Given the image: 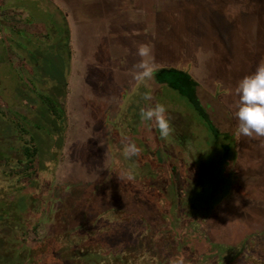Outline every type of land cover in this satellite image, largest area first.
Segmentation results:
<instances>
[{
    "label": "rangeland",
    "instance_id": "obj_1",
    "mask_svg": "<svg viewBox=\"0 0 264 264\" xmlns=\"http://www.w3.org/2000/svg\"><path fill=\"white\" fill-rule=\"evenodd\" d=\"M62 41L69 54L59 50ZM141 47L147 56L138 55ZM140 63L155 69L151 79H136ZM262 65L264 0H0V140L22 144L35 136L45 164L52 148L61 150L46 203L56 214L36 235L47 237L59 225L77 226L120 207L156 229L138 231L132 242L166 257L175 247L167 251L155 233L168 228L161 224L175 220L176 211L187 231L193 219L200 226L196 243L185 240V247L200 253L211 243L239 247L247 240L252 256L230 264H264V137L241 135L237 150L236 116L238 82ZM161 68L199 81L211 124L228 132V158L214 155L221 140L197 123L198 110L186 97L157 78ZM49 96L55 101L48 109L60 105L62 118L44 110ZM157 104L167 110V137L141 118L142 110ZM16 122L30 132L20 127L15 134ZM142 141L149 151L163 144L169 151L164 163L179 167L173 175L165 164L160 187L144 193L134 189L142 184L140 163L124 155L128 145ZM206 157L204 181L206 169L199 166ZM129 230L113 231L110 244L132 237ZM253 234L259 237L252 241Z\"/></svg>",
    "mask_w": 264,
    "mask_h": 264
},
{
    "label": "trees",
    "instance_id": "obj_2",
    "mask_svg": "<svg viewBox=\"0 0 264 264\" xmlns=\"http://www.w3.org/2000/svg\"><path fill=\"white\" fill-rule=\"evenodd\" d=\"M65 32L69 34V29L66 28ZM67 33L64 40H67ZM60 44L63 46L60 47ZM60 44L59 50L62 48L69 54L70 48L67 46V41H62ZM62 63L64 64L63 61ZM156 75L165 85L186 97L192 109L198 110L199 118L195 117L197 123L208 128L218 141L221 140L220 144L218 143V148L212 150L214 155L223 159L228 158L232 150V144L230 145L227 139L228 132L211 124L210 114L198 97L199 81L189 72L177 68H161L156 71ZM50 98L49 96V100L43 99L44 105H47L44 110L50 113L52 111V116L62 118L64 108L59 104L56 109H48V105H52L55 101ZM174 111L179 110L174 109ZM43 114L46 117V113ZM183 116L185 117V115ZM193 119L189 120L191 122L189 129L194 128ZM20 127H22L21 130ZM14 128L21 132H30L26 125H19L17 122ZM14 128L11 129L13 135ZM16 132L17 130L15 134ZM237 136L238 150L241 146V135L237 133ZM143 142L137 143V147L142 152L140 151L136 158L130 159L133 163L141 165L140 171L138 170L136 175L142 180V184L136 185L134 189L142 193H144L143 189L151 187L158 189L160 187L159 182H163L165 164L171 165L173 175L179 169L177 165L170 164L169 160L164 163L165 157H169V151L162 148V143L161 146L159 145L161 150L156 147L150 152L151 148L148 146L143 150V144H145ZM39 145L37 138L33 135L22 144L16 141L9 142L5 138L0 140V264H230L237 260H242L241 263H245L252 256L247 240L239 247L211 243L206 251L200 253L185 247V240L191 241L193 244L196 243L198 237L196 231L200 226L193 219L191 223L187 224V231L186 226L181 224L184 223L183 218L178 216L176 211L173 215L175 220L161 224L162 228L168 227L166 230L160 228L159 234L154 232L155 242L159 240L165 242L167 251H170V246L175 247L172 252L174 254H169L166 257L162 253L153 254L147 246L137 247L136 242H132L133 237H138V231L146 234L152 233L156 229L147 219L120 207L108 208L100 219L84 220L77 226L59 225L55 233L39 238L36 235L39 226L56 214L54 208H50L46 203L50 199L48 189L51 187L54 171L59 161V153H61V150L55 153L57 149L52 148L50 159L45 164L43 163L42 147L40 148ZM209 150L211 149L208 148L207 155L210 156ZM126 161L129 162L127 159ZM207 161V157L204 158V162L199 166L206 169L202 175L204 181V176L208 172ZM41 172L45 173L42 175ZM172 181L175 182V179ZM102 217H105V220H102ZM138 220H141L140 224L137 223ZM127 227H130V232L134 229L133 236L129 238L126 236L121 240V243L110 244L113 231L117 232L120 229V232L130 234L122 231ZM190 229L191 231H189ZM194 233H196L195 237ZM252 236V241L253 238L259 237L258 234ZM152 239L154 241V237ZM146 244L148 245V243ZM247 249V257L240 258Z\"/></svg>",
    "mask_w": 264,
    "mask_h": 264
},
{
    "label": "clouds",
    "instance_id": "obj_3",
    "mask_svg": "<svg viewBox=\"0 0 264 264\" xmlns=\"http://www.w3.org/2000/svg\"><path fill=\"white\" fill-rule=\"evenodd\" d=\"M141 57L148 55V50L141 47L138 50ZM155 69L146 63L137 66L136 79L143 82L151 79ZM239 107L236 116L239 121L238 134L256 138L264 137V65L257 68L256 72L240 80L237 85ZM150 99V97H145ZM141 118L145 122H152L159 129L162 137H167L171 131L170 120L165 106L157 104L147 110L141 111ZM140 148L130 144L125 148L124 155L128 158L138 156Z\"/></svg>",
    "mask_w": 264,
    "mask_h": 264
},
{
    "label": "crops",
    "instance_id": "obj_4",
    "mask_svg": "<svg viewBox=\"0 0 264 264\" xmlns=\"http://www.w3.org/2000/svg\"><path fill=\"white\" fill-rule=\"evenodd\" d=\"M63 11V10H62ZM63 13H64V11H63ZM67 13V12H66ZM69 21V20H68ZM68 26H69V24H68ZM71 28V27H70ZM70 31V30H69Z\"/></svg>",
    "mask_w": 264,
    "mask_h": 264
}]
</instances>
